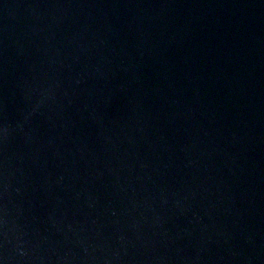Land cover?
I'll return each mask as SVG.
<instances>
[{
    "label": "water",
    "instance_id": "obj_1",
    "mask_svg": "<svg viewBox=\"0 0 264 264\" xmlns=\"http://www.w3.org/2000/svg\"><path fill=\"white\" fill-rule=\"evenodd\" d=\"M0 264H264V0H0Z\"/></svg>",
    "mask_w": 264,
    "mask_h": 264
}]
</instances>
